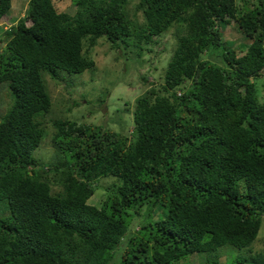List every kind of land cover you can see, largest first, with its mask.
Instances as JSON below:
<instances>
[{"label":"trees","instance_id":"16d2710c","mask_svg":"<svg viewBox=\"0 0 264 264\" xmlns=\"http://www.w3.org/2000/svg\"><path fill=\"white\" fill-rule=\"evenodd\" d=\"M129 1L73 0L70 15L53 0H27L0 36V264H177L200 252L211 264L225 244L246 253L231 264H264V247L251 245L264 213V98L255 85L264 0H137L139 18ZM10 7L0 0V17ZM217 21L249 42L223 41ZM173 24L186 30L162 84L129 102L128 133L57 118L53 154H33L50 109L45 74L92 70L84 39L88 50L102 37L138 56ZM106 177L116 182L99 206L87 204ZM144 205L162 216L129 233Z\"/></svg>","mask_w":264,"mask_h":264},{"label":"rangeland","instance_id":"374dc122","mask_svg":"<svg viewBox=\"0 0 264 264\" xmlns=\"http://www.w3.org/2000/svg\"><path fill=\"white\" fill-rule=\"evenodd\" d=\"M26 3L27 0H11V7L7 15L0 17V36L18 18L22 17ZM137 3V0H130L126 8L130 16L135 15L139 18L140 11ZM53 4L57 11H63L70 15L75 11L73 0H53ZM231 23L216 22L221 39L227 41L228 44L232 41L234 47L247 44L249 40L240 33L236 24ZM25 24L28 25L29 21L26 20ZM185 30L184 25H171L161 34L152 36V39L142 46L138 56L135 55L137 49H130L131 53L130 50L129 52L122 51L124 53L122 54L118 48L111 47L110 43L102 37L98 38L88 50L87 41L84 39L82 52H87L86 54L93 59L92 70L86 69L77 74L59 71L58 80L50 79L45 74L46 88L50 96V109L40 118L45 134L33 154L43 161H47L53 154L54 148L50 138L54 129L51 121L57 118L74 120L77 124L91 126L104 124L112 130L119 131V133L123 132L126 125L124 131L128 133L131 130L129 102L131 103L134 97L149 85L159 86L162 84L163 72L177 44L176 38L183 35ZM141 75L145 77V82L141 80ZM263 81L264 76L255 79L259 101L264 98ZM179 92L177 89L176 93ZM112 181L116 182L112 177L100 178L98 180L100 185L96 182V187L86 203L99 206L106 193L105 187ZM49 184L52 192L59 189L55 183L50 182ZM140 210L138 216L136 214L131 215L128 225L129 233L132 230L136 231L140 221L156 220L163 214L162 209L157 205H144ZM259 220V229L251 244L254 252L261 251L260 249L264 247V213L260 215ZM120 247L117 245L114 251L118 253ZM217 251L215 258L217 263L212 262L211 264H231L246 254L228 244L220 246ZM186 257L179 260L177 264H204L208 262V255L204 252Z\"/></svg>","mask_w":264,"mask_h":264},{"label":"clouds","instance_id":"9594fccd","mask_svg":"<svg viewBox=\"0 0 264 264\" xmlns=\"http://www.w3.org/2000/svg\"><path fill=\"white\" fill-rule=\"evenodd\" d=\"M88 199V198H87Z\"/></svg>","mask_w":264,"mask_h":264}]
</instances>
